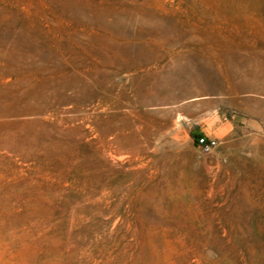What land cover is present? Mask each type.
I'll return each instance as SVG.
<instances>
[{
	"label": "rangeland",
	"instance_id": "1",
	"mask_svg": "<svg viewBox=\"0 0 264 264\" xmlns=\"http://www.w3.org/2000/svg\"><path fill=\"white\" fill-rule=\"evenodd\" d=\"M256 64L260 86L223 102L237 83L227 73ZM113 96L123 135L139 138L113 160L124 188L113 189L110 205L121 203L105 219L112 241L133 244L128 263L264 264V0H0V141L97 143L95 121L71 130L59 118L95 119ZM203 131L220 138L211 154L196 142ZM15 158L24 171L5 183L23 201L0 212V264H42L58 239L14 215L28 205L32 221L49 215L69 229L76 177L64 180L70 195L48 197L59 178Z\"/></svg>",
	"mask_w": 264,
	"mask_h": 264
},
{
	"label": "bare ground",
	"instance_id": "2",
	"mask_svg": "<svg viewBox=\"0 0 264 264\" xmlns=\"http://www.w3.org/2000/svg\"><path fill=\"white\" fill-rule=\"evenodd\" d=\"M88 101L89 98L87 97L79 99L75 109L78 111L86 110L85 103ZM101 106L103 107L104 113L97 115V118L95 119L92 112L87 111H85V114L82 116L80 114H74L69 117L59 118V123L62 125L68 124L71 130L79 127L78 124L81 122L84 123L85 121H90L91 123L92 121H95L96 127L101 126V132H98L97 136L95 135V137H97V143H89L84 146L77 141H62L58 144L38 143L35 141V138H26L23 140V143H19L17 140L14 141V139H10V137L8 139L4 137L0 141V207L2 208L0 212H10V214H15V206L21 205V202L23 201V194L16 191L15 184L5 183V179L16 177L19 172L24 171L23 168L17 166L18 163L15 156H19V158H22L25 161L35 159L39 164L37 169L42 174L43 178L44 176L49 178L52 175L59 178L57 185L46 184V193L48 197L59 195L67 196L71 191L67 190L64 180L70 176H74V178L76 177L71 186L78 190V192H76L73 198L68 196L66 197V200H64L66 202V204H64L66 205L65 207H70L72 210L74 208L72 211V218H69L70 220L68 222L71 225L69 229H60L59 227L61 226L57 222H54L49 215L47 217H45L46 215L44 217L40 216L41 218L37 217L38 219H36V221H32V217L30 216L31 209H28L30 208L28 205L26 206L27 211H25L26 213L24 212V216L20 217L21 214L14 215L17 220H23L26 221V223L27 221H31L30 225L34 226L35 230L40 231V234L38 233L39 236L41 235L42 237L43 233L45 235V233L49 231L52 232V235H48L47 237L50 242L54 243L58 239L56 248L53 249L54 251L50 252L47 259L41 261L42 264H129L128 256L131 255L132 257V253L129 254V252L132 249L133 244L125 242L124 244H121V241H112L113 230H111L112 228L108 230L105 227V219L111 218L116 213L117 208L121 203L119 200L115 207L110 205L111 198H114L113 189L116 190L117 194L122 188H124L122 180H120L117 175L119 166L116 165L113 160L120 158L118 157V153L120 152V147L124 141L132 143L134 141H139V138L131 134L126 136L123 135V126L119 124V122L122 119L127 120V116L122 114L121 100H118L113 96L104 99ZM92 129L94 130V127H92ZM150 140V137H146L143 141L144 143H149ZM42 153H45L46 155L41 158ZM55 157L59 158V161L55 166H50ZM42 176L40 175L41 178ZM42 184L43 181L38 185L42 186ZM127 190L133 191L134 187L130 186ZM30 198L34 197L31 196ZM48 211H50V209H48ZM50 212L52 213V211ZM3 213H1V215ZM36 214H38V212ZM1 215L0 223L3 224L5 219ZM40 215H42V213ZM12 218L10 220L12 226H9L16 228L12 224ZM62 221L64 222V219ZM61 225L63 226V223ZM64 225L67 226L66 223ZM26 231L27 230L25 229V232ZM9 233L12 236H14L13 234L16 235V229ZM59 233L60 237H57ZM15 241H18V239ZM34 244L35 243H32L31 245L34 246ZM37 251L38 250H36V252Z\"/></svg>",
	"mask_w": 264,
	"mask_h": 264
},
{
	"label": "crops",
	"instance_id": "3",
	"mask_svg": "<svg viewBox=\"0 0 264 264\" xmlns=\"http://www.w3.org/2000/svg\"><path fill=\"white\" fill-rule=\"evenodd\" d=\"M239 67V65H237ZM260 72V68L259 66L256 65H251L249 66V68H237L236 70H230V73H232V75L230 73H227L228 75V80L231 78V76H233V78L235 80H237L235 83V85L233 87L230 86V84L226 85L225 89H222L224 91V93H226V99L223 100V102L225 103H231L238 101V99H234L232 98L233 95L237 96L239 95L240 92V88L246 87V88H257L259 87V83L257 82L258 77H260V75L258 74ZM254 78L255 81H248L249 79ZM248 81V82H247ZM237 90H235V89ZM232 96V97H231ZM219 109V104H217V109L216 111L218 112ZM203 133L208 134L207 132L203 131Z\"/></svg>",
	"mask_w": 264,
	"mask_h": 264
},
{
	"label": "built area",
	"instance_id": "4",
	"mask_svg": "<svg viewBox=\"0 0 264 264\" xmlns=\"http://www.w3.org/2000/svg\"><path fill=\"white\" fill-rule=\"evenodd\" d=\"M196 142L206 154L213 153L221 143L219 137L211 136L206 133H200V135L196 137Z\"/></svg>",
	"mask_w": 264,
	"mask_h": 264
},
{
	"label": "trees",
	"instance_id": "5",
	"mask_svg": "<svg viewBox=\"0 0 264 264\" xmlns=\"http://www.w3.org/2000/svg\"><path fill=\"white\" fill-rule=\"evenodd\" d=\"M198 135H200V133H197L195 136L197 137Z\"/></svg>",
	"mask_w": 264,
	"mask_h": 264
}]
</instances>
